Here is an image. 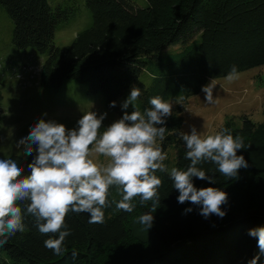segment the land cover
<instances>
[{"label": "trees", "instance_id": "1", "mask_svg": "<svg viewBox=\"0 0 264 264\" xmlns=\"http://www.w3.org/2000/svg\"><path fill=\"white\" fill-rule=\"evenodd\" d=\"M146 2L142 7L133 0H85L92 23L61 48L54 45L55 30L77 13V6H52L48 0H0L13 21V45L46 54L39 72L41 85L58 88L65 79H74L87 84L89 92L101 93L105 107L120 115L118 99H126L133 86L142 94L135 109L126 110L129 113L150 108L149 99L157 95L172 103L168 132L158 146L167 155L173 146V167L186 170L190 161L176 134L181 131L182 106L209 78L226 76L233 65L241 72L264 64V0ZM169 45L178 47L159 53ZM143 72L151 77L149 85L140 81ZM113 101L116 107H109ZM261 113L260 121L241 115L237 124L227 117L217 128L216 133L228 129L234 137L243 138L245 148L237 154L245 157L248 167L239 170L238 179L220 175L211 163L199 167L215 176V184L194 178L197 188L218 187L227 192L223 219L214 215L205 219L198 208L179 204L170 171L157 172L163 181L159 204L141 205L134 198V210L123 212L116 208L122 193L110 187L111 205L104 210L103 224H89L87 214L66 217L71 235L59 255L44 246L50 237L42 235L26 215L25 230L0 247V264L6 258L30 264H247L259 254L256 239L247 232L264 227V100ZM8 158L25 168L32 159L0 156ZM164 163L168 167L169 159ZM188 207L193 211L183 214ZM145 213L154 217L150 228L140 223ZM257 264H264V255Z\"/></svg>", "mask_w": 264, "mask_h": 264}, {"label": "clouds", "instance_id": "2", "mask_svg": "<svg viewBox=\"0 0 264 264\" xmlns=\"http://www.w3.org/2000/svg\"><path fill=\"white\" fill-rule=\"evenodd\" d=\"M237 76L233 65L225 79L231 81ZM201 91L206 104L216 102L213 80ZM141 94V89L133 86L121 104L122 117L106 127L103 121L107 113L95 111L80 116L73 128L44 118L30 126L28 134L17 141L24 156L32 157L26 168L15 159H0V247L25 230L27 215L42 235L50 237L44 246L56 255L62 254L65 239L71 235L66 217L70 213L87 214L89 224H103L104 210L111 205L108 197L112 186L122 193L116 208L123 212L134 210V198H139L141 205L149 201L159 204L163 181L157 172L168 173V167L164 163L167 154L158 142H163L168 132L166 124L173 104L157 95L149 99L151 107L143 112L126 111L129 106L135 109ZM109 107H116V102H110ZM176 134L184 143L185 159L190 161L186 170L173 167L168 173L179 193L177 202L198 208L205 219L213 215L223 219L227 214L223 210L228 204L227 192L218 187L197 188L194 178L215 184V176L199 167L211 163L220 175L238 179L239 170L248 167L245 157L237 154L245 148L243 138L234 137L228 129L202 137L193 125H189V131ZM93 153L108 158V163H94L89 158ZM192 211L193 207H188L183 214ZM139 220L150 228L154 217L145 213ZM247 235L256 239L259 249L247 264H257L264 255V227L251 228Z\"/></svg>", "mask_w": 264, "mask_h": 264}, {"label": "rangeland", "instance_id": "3", "mask_svg": "<svg viewBox=\"0 0 264 264\" xmlns=\"http://www.w3.org/2000/svg\"><path fill=\"white\" fill-rule=\"evenodd\" d=\"M144 7L146 0H133ZM54 6L66 4L77 6V13L64 24L59 25L54 34V45L64 48L77 33L92 23L90 10L85 6V0H48ZM13 21L5 8L0 4V156L17 154L24 156L17 141L26 136L30 126L39 118L53 119L73 128L76 121L88 111L98 114L107 113L103 121L108 126L122 117L119 113L105 107L101 93H91L87 84L74 79H65L58 88H48L40 83L41 68L46 58L33 48L17 49L12 43ZM178 45H169L159 53L173 51ZM24 67L30 69L22 70ZM22 72V77H18ZM226 76L209 78L205 85L213 80L215 84V103L208 105L203 101L204 93L189 96L182 106L181 131H189L193 125L202 137L216 134L217 128L227 117H233L240 123V116L246 115L254 121L262 119L261 105L264 100V64L238 72V76L229 81ZM140 81L150 84L148 73H141ZM125 97L121 96V105ZM47 113V116H42ZM103 131V129H101ZM89 158L98 165H106L108 158L93 153ZM168 170L173 168L174 148H168ZM2 264H30L27 260L14 261L6 258Z\"/></svg>", "mask_w": 264, "mask_h": 264}, {"label": "built area", "instance_id": "4", "mask_svg": "<svg viewBox=\"0 0 264 264\" xmlns=\"http://www.w3.org/2000/svg\"><path fill=\"white\" fill-rule=\"evenodd\" d=\"M29 69H30V67H28V68L24 67L22 70H24V71H28ZM39 71H40V70L37 69V72H39ZM21 75H22L21 73H18V74H17L18 77H21Z\"/></svg>", "mask_w": 264, "mask_h": 264}]
</instances>
